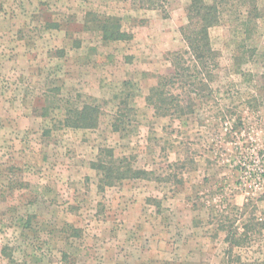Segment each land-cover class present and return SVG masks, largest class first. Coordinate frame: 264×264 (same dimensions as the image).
Instances as JSON below:
<instances>
[{"label":"rangeland","instance_id":"374dc122","mask_svg":"<svg viewBox=\"0 0 264 264\" xmlns=\"http://www.w3.org/2000/svg\"><path fill=\"white\" fill-rule=\"evenodd\" d=\"M190 1L0 0V264H264V0H222L217 67L159 116L145 97ZM111 15L128 39L100 38ZM84 100L99 125L64 126ZM101 147L145 177L100 189Z\"/></svg>","mask_w":264,"mask_h":264},{"label":"trees","instance_id":"16d2710c","mask_svg":"<svg viewBox=\"0 0 264 264\" xmlns=\"http://www.w3.org/2000/svg\"><path fill=\"white\" fill-rule=\"evenodd\" d=\"M139 7L147 9H163L165 0H137ZM222 10V0H191L186 7V22L180 27V34L186 47L182 51L169 53L170 67L165 73L157 75L155 82L148 88L145 100L159 116L180 115L191 113L194 98L189 93L196 85V79L203 75L209 77L218 65L217 53L213 49L208 29L217 24ZM95 20V19H94ZM93 21V20H92ZM95 25L100 38L104 41L128 39L119 24V17L106 16L103 20L96 19ZM200 79H203L200 77ZM206 79V78H205ZM174 89L185 92L177 94ZM101 109L93 100H84L81 104L69 106L63 117V125L71 128H95L100 123ZM126 116V115H125ZM123 114L113 116L111 129L116 132L125 130ZM91 167L97 174L98 187L103 189L125 179L145 177L144 170L135 169L126 157H117L111 147L98 149ZM248 223L244 224L246 229ZM245 235L246 232H243ZM242 238L226 233L225 241L227 258L231 256L234 246L240 245ZM239 261V257L237 258Z\"/></svg>","mask_w":264,"mask_h":264},{"label":"built area","instance_id":"2783aa9c","mask_svg":"<svg viewBox=\"0 0 264 264\" xmlns=\"http://www.w3.org/2000/svg\"><path fill=\"white\" fill-rule=\"evenodd\" d=\"M258 176L261 177V178H264V170L259 172Z\"/></svg>","mask_w":264,"mask_h":264}]
</instances>
